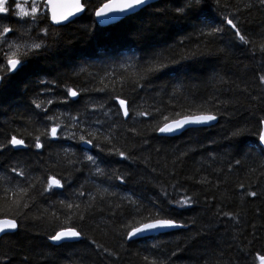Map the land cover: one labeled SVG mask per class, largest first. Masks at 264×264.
Instances as JSON below:
<instances>
[{"label": "trees", "instance_id": "trees-1", "mask_svg": "<svg viewBox=\"0 0 264 264\" xmlns=\"http://www.w3.org/2000/svg\"><path fill=\"white\" fill-rule=\"evenodd\" d=\"M103 3L90 1L94 10ZM9 23L0 39V219L17 227L0 238V264H261V0H158L106 28L86 9L39 36L35 51L21 50L30 39L18 27L13 74ZM199 114L216 124L158 134ZM156 217L180 227L129 238ZM69 229L79 241L50 242Z\"/></svg>", "mask_w": 264, "mask_h": 264}, {"label": "water", "instance_id": "water-1", "mask_svg": "<svg viewBox=\"0 0 264 264\" xmlns=\"http://www.w3.org/2000/svg\"><path fill=\"white\" fill-rule=\"evenodd\" d=\"M158 0H148V3L141 5L140 7L136 8L135 11L132 10H128L126 12H119V11H112L109 12L107 16H103V17H98L96 15L97 11H99L100 9L104 8L105 4L108 5H112L113 8L115 9L117 6L123 4L125 2V0H109L108 2L104 3L103 5H101L94 13L93 18L94 21L96 23V25L98 27L101 28H106L108 26L114 25L116 23H118L120 20L129 17L131 15L136 14L137 12H139V10H141L142 8L157 2ZM77 3V0H45V6L48 8V12H49V16H50V22L53 26L57 27V26H61V25H66L68 24L71 20H73L74 18L82 15L85 12V6H84V2L82 0H79V3L82 6V10L81 11H76L75 8V3ZM67 15V19H63V17ZM56 17V19H53V17ZM59 20L60 22L57 23L56 21ZM0 85H1V78H0ZM124 109V105L122 106ZM199 116H203V115H197V116H192V117H184L181 118L177 121H172L170 123L165 124L163 127H165L166 125L171 126L172 128H174V131L171 132H161L159 130L158 134L160 136L163 137H176L179 136L181 133L190 130V129H197V128H210L212 126H214L216 124V119L209 121L207 123H195V122H191L193 121L196 117ZM188 121L187 123H185L184 121ZM177 123H181L182 126L181 127H177ZM161 127V128H163ZM264 135V123L261 126V133L260 136ZM258 144L259 146L264 150V143H261L260 141V137L258 139ZM14 146H19V145H14ZM88 146V145H87ZM180 227V226H179ZM179 227H172V228H165V229H157L155 231L152 232H148V233H144V234H137L136 236H131L130 237V233H129V237L131 239H137V238H142V237H146V236H154V235H159L162 234L164 232H168L174 229H177ZM15 229H9L6 230L2 233H0V238L7 234V233H13ZM79 238V237H78ZM78 238H66V239H62L60 241H75L78 240ZM53 242H59V241H55L53 240Z\"/></svg>", "mask_w": 264, "mask_h": 264}, {"label": "snow or ice", "instance_id": "snow-or-ice-1", "mask_svg": "<svg viewBox=\"0 0 264 264\" xmlns=\"http://www.w3.org/2000/svg\"><path fill=\"white\" fill-rule=\"evenodd\" d=\"M262 3H264V0H261ZM148 3V0H125V2L119 6H117L115 9L113 8L112 5H108L105 4L104 8L100 9L99 11H97L96 15L98 17H103V16H107L109 12L112 11H119L121 13L126 12L128 10H132L135 11L136 8L140 7L143 4ZM76 11H81L82 10V6L79 3V0H77V3L75 5ZM7 11V9L3 6V4H0V12H4ZM33 11H35V9H33ZM24 15H28L27 12L24 13ZM53 19H56V17L54 16ZM63 19H67V15H65L63 17ZM57 23H59L60 21L57 20ZM227 23L229 25L232 26L233 29H236V25L232 22V20H228ZM5 32L8 31L7 28L4 29ZM217 31H219V29H217ZM235 35L239 36L241 41H244L245 43L247 42L245 40V37L243 35H241L240 31L238 29H236ZM32 49H38L40 48V44H33L31 46ZM19 54V49H17L16 52H12L9 57H8V65L11 66L12 70H15L17 68V65L21 64V59L16 58ZM20 55H27V52L22 53ZM262 80H264V78H262ZM77 93L76 92H71V95L75 96ZM121 105L124 104V101L121 100L120 101ZM125 115H127V112L125 111ZM216 116L215 115H203V116H199L196 117L193 121L191 122H195V123H207L209 121L215 120ZM185 123H187L188 121H184ZM182 124L181 123H177V127H181ZM175 129L172 128L169 125H166L165 127L161 128L160 131L161 132H171L174 131ZM52 133L53 135H55L56 133V129L53 128L52 129ZM260 141L261 143H264V135L260 136ZM11 143L13 145H19L22 144L23 141L21 140H17L15 137L12 138ZM85 143H88V141H85ZM123 155V154H121ZM89 159L91 160L92 157H89ZM54 183L59 186V182L58 181H54ZM250 195L255 196V193H250ZM182 204H188L189 201L188 200H184L181 201ZM180 225H177L174 221L170 220V219H161V218H153L152 222H145L143 223L141 226L139 227H135L133 228V230L130 233V237L131 236H136L137 234H144V233H148V232H152L155 231L157 229H165V228H172V227H179ZM17 227L15 220L14 219H0V233L9 230V229H15ZM80 236V233L76 232L75 230H65V231H60L57 232L52 239L55 241H60L62 239H66V238H78ZM260 262L261 264H264V257H260Z\"/></svg>", "mask_w": 264, "mask_h": 264}, {"label": "flooded vegetation", "instance_id": "flooded-vegetation-1", "mask_svg": "<svg viewBox=\"0 0 264 264\" xmlns=\"http://www.w3.org/2000/svg\"><path fill=\"white\" fill-rule=\"evenodd\" d=\"M90 1L91 0H85L84 6H85V11L87 9L88 15L93 16V13L95 10H94L93 5L92 6L90 5ZM83 16L84 14L79 17L74 18L66 25L55 27L50 22L49 12H48L47 7L45 6V0H43V2L39 6V10L36 15H33L32 13H28V15H24V12H18L15 10L12 13V19L10 20L11 22L8 21L7 18L4 19L2 18V16H0V39H3L4 37H6L3 34L2 30H4L6 28L5 27L6 24L10 22L9 25L12 27V30H14V32H11V28H9V35L11 34L12 36L11 39L9 38V40H11L12 42H9L8 44L12 46V43L16 41V38H20L21 40L25 39V37H21L18 34V32L16 31V28L18 27L28 28L27 39H30V44L26 45L24 48L29 47V49H32L31 46L38 42L39 36L41 35L43 36V33L45 32L49 33L53 28L68 27L67 25L74 23L75 21L79 20ZM39 44L41 48L43 45L40 41H39ZM14 46H12L11 49L15 51L17 49L16 46H18V44H16L15 47ZM21 50H26V49L22 48ZM32 50H37V49H32ZM6 68L10 74H13L14 70L11 69L8 63H6Z\"/></svg>", "mask_w": 264, "mask_h": 264}, {"label": "rangeland", "instance_id": "rangeland-1", "mask_svg": "<svg viewBox=\"0 0 264 264\" xmlns=\"http://www.w3.org/2000/svg\"><path fill=\"white\" fill-rule=\"evenodd\" d=\"M41 3L42 1L40 0H0V4H3V6L7 9V11L0 12V15L2 16L8 15L10 14L9 12L13 10H16L18 12H24V13L25 12L32 13L33 15H36L38 13L39 6ZM33 9H35V11H33ZM43 36L48 37L49 33L45 32L43 33ZM36 44H39V41ZM23 49L31 50L29 49V47H26ZM11 51H14V50L11 49ZM31 51H35V50H31ZM109 112L110 110H108V114ZM55 141H57V139Z\"/></svg>", "mask_w": 264, "mask_h": 264}]
</instances>
